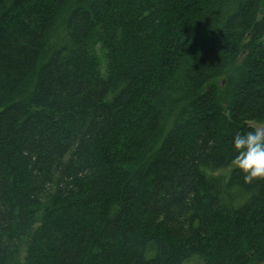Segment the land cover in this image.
Segmentation results:
<instances>
[{
	"label": "trees",
	"instance_id": "trees-1",
	"mask_svg": "<svg viewBox=\"0 0 264 264\" xmlns=\"http://www.w3.org/2000/svg\"><path fill=\"white\" fill-rule=\"evenodd\" d=\"M264 0H0V264H262Z\"/></svg>",
	"mask_w": 264,
	"mask_h": 264
},
{
	"label": "clouds",
	"instance_id": "clouds-1",
	"mask_svg": "<svg viewBox=\"0 0 264 264\" xmlns=\"http://www.w3.org/2000/svg\"><path fill=\"white\" fill-rule=\"evenodd\" d=\"M236 155L232 160L234 168L243 174L244 183L264 179V125L233 138Z\"/></svg>",
	"mask_w": 264,
	"mask_h": 264
},
{
	"label": "rangeland",
	"instance_id": "rangeland-1",
	"mask_svg": "<svg viewBox=\"0 0 264 264\" xmlns=\"http://www.w3.org/2000/svg\"><path fill=\"white\" fill-rule=\"evenodd\" d=\"M252 124V126L255 128V127H259V126H261V125H264V124H260V123H257V122H252L251 123Z\"/></svg>",
	"mask_w": 264,
	"mask_h": 264
},
{
	"label": "bare ground",
	"instance_id": "bare-ground-1",
	"mask_svg": "<svg viewBox=\"0 0 264 264\" xmlns=\"http://www.w3.org/2000/svg\"><path fill=\"white\" fill-rule=\"evenodd\" d=\"M262 264H264V263H262Z\"/></svg>",
	"mask_w": 264,
	"mask_h": 264
}]
</instances>
